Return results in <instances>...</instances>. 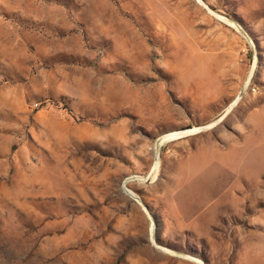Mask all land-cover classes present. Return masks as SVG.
Segmentation results:
<instances>
[{
	"label": "rangeland",
	"instance_id": "374dc122",
	"mask_svg": "<svg viewBox=\"0 0 264 264\" xmlns=\"http://www.w3.org/2000/svg\"><path fill=\"white\" fill-rule=\"evenodd\" d=\"M0 264H264V0H0Z\"/></svg>",
	"mask_w": 264,
	"mask_h": 264
},
{
	"label": "bare ground",
	"instance_id": "6f19581e",
	"mask_svg": "<svg viewBox=\"0 0 264 264\" xmlns=\"http://www.w3.org/2000/svg\"><path fill=\"white\" fill-rule=\"evenodd\" d=\"M158 164V163H157ZM156 166V165H155Z\"/></svg>",
	"mask_w": 264,
	"mask_h": 264
}]
</instances>
